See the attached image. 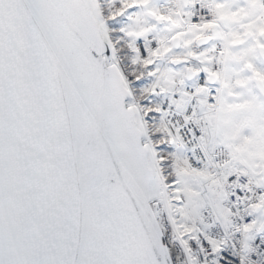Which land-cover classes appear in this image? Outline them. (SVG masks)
<instances>
[{"label": "snow or ice", "instance_id": "snow-or-ice-1", "mask_svg": "<svg viewBox=\"0 0 264 264\" xmlns=\"http://www.w3.org/2000/svg\"><path fill=\"white\" fill-rule=\"evenodd\" d=\"M0 264H264V0H0Z\"/></svg>", "mask_w": 264, "mask_h": 264}]
</instances>
